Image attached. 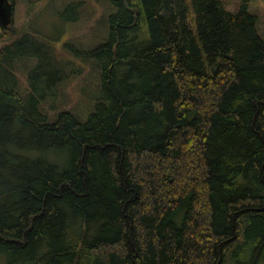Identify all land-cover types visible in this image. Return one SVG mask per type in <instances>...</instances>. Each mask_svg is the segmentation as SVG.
<instances>
[{"label":"trees","instance_id":"1","mask_svg":"<svg viewBox=\"0 0 264 264\" xmlns=\"http://www.w3.org/2000/svg\"><path fill=\"white\" fill-rule=\"evenodd\" d=\"M81 1L73 18L99 1L109 31L79 51L102 92L85 118L62 99L40 109L70 76V38L61 52L0 24V255L264 264V36L249 0Z\"/></svg>","mask_w":264,"mask_h":264},{"label":"rangeland","instance_id":"2","mask_svg":"<svg viewBox=\"0 0 264 264\" xmlns=\"http://www.w3.org/2000/svg\"><path fill=\"white\" fill-rule=\"evenodd\" d=\"M15 3L13 22L10 24L14 30L22 32L33 27L39 35L50 40L51 45L57 50L63 52L67 38H70L73 46H68L69 54L72 56L73 63H67L70 76L61 84L60 93L57 98L43 101L40 107L42 112L52 110L50 104L55 102L59 104L62 99L63 109H71L74 112H80L85 118L95 103L97 98L101 97V90L96 86L100 79H96L90 74L89 59L79 55V51L90 50L100 43L104 42L109 34L107 27L101 23H96V18L104 11V5L99 1H92L87 5V11L91 12L90 18L78 19L73 18L80 13L84 3L77 6L71 5V1L81 0H12ZM85 1V0H84ZM239 0H233L228 8L231 10L239 7ZM248 9L258 16L259 32L264 36V0H249ZM29 31V30H28ZM62 44L59 46V44ZM68 62V61H67ZM73 67V68H72ZM72 69V71H71ZM77 70H80L77 73ZM95 77V79H94ZM23 83L26 78L21 75ZM93 80V81H92ZM30 83V82H29ZM96 84V86L94 85ZM77 109V110H76ZM76 110V111H75ZM0 264H10L9 258L0 255Z\"/></svg>","mask_w":264,"mask_h":264},{"label":"water","instance_id":"3","mask_svg":"<svg viewBox=\"0 0 264 264\" xmlns=\"http://www.w3.org/2000/svg\"><path fill=\"white\" fill-rule=\"evenodd\" d=\"M15 3L12 0H0V24L4 27L13 22Z\"/></svg>","mask_w":264,"mask_h":264}]
</instances>
